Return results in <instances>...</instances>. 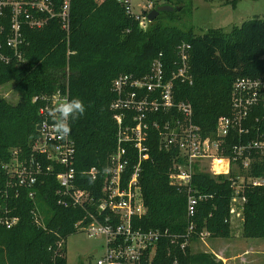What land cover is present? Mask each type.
<instances>
[{"label":"trees","instance_id":"obj_1","mask_svg":"<svg viewBox=\"0 0 264 264\" xmlns=\"http://www.w3.org/2000/svg\"><path fill=\"white\" fill-rule=\"evenodd\" d=\"M166 1L165 5L171 2ZM158 18L143 29L140 20L129 15L117 0H72L69 31L57 18L42 29L22 25L25 61L19 66L0 61V87L13 83L19 94L16 105L0 97V264H68L66 257L55 255L57 243L75 234V224L85 215L81 208L58 204L56 175L62 168L38 176L33 188L16 184L13 170L18 163L35 157L33 150L40 136V104L33 102L35 97L51 95L68 81L69 100L83 101L84 115L70 120V135L76 147L74 169L78 187L91 191L98 199L104 171L117 148L118 125L111 106L117 99L113 83L118 77H144L153 62L160 59L170 78L178 68L179 47L189 44L193 83L176 80L175 100L192 104L194 122L208 136L221 116L231 114L235 81L264 75V19L247 20L230 32L212 29L197 35L193 28L164 26ZM8 23L6 20L5 25ZM168 118L151 114L147 120L144 144L150 157L142 164L140 178L146 214L134 225L144 230L168 231L177 237L186 233L189 223L187 196L170 181L175 153L160 148L158 131L152 125L153 121ZM235 142L234 138L229 144ZM128 151L132 170L137 150L129 147ZM224 155H229L228 150ZM37 160L46 167L50 164L42 157ZM92 168L99 171L96 184L81 175ZM234 174L194 175V188L212 198L197 207L192 221L193 241L199 240L204 231L213 239L231 236L233 188L229 178ZM249 175L264 177V160L256 163ZM244 194L243 236L264 239V188H248ZM5 217L17 218L18 222L8 229L1 222ZM215 262L212 255L194 253L190 246L183 251L176 242L164 239L149 264Z\"/></svg>","mask_w":264,"mask_h":264},{"label":"built area","instance_id":"obj_2","mask_svg":"<svg viewBox=\"0 0 264 264\" xmlns=\"http://www.w3.org/2000/svg\"><path fill=\"white\" fill-rule=\"evenodd\" d=\"M117 1L125 6L129 15L140 20L143 29L147 28L150 23L147 15H134L131 0ZM71 2L72 0H0V61L6 64L16 63L17 66L25 61L23 24L31 29H42L50 20L57 18L63 29L69 31ZM145 9L148 12L154 10V7L148 5ZM6 20L9 21L7 26ZM190 49L189 44L179 47L178 68L170 78L166 75L163 61L157 59L148 75L141 78L122 75L114 81L113 90L117 99L111 109L115 112L114 119L118 125V141L104 171L98 199L91 191L78 187V174L74 169L76 147L71 135L61 138L52 128L54 120L49 115V109L58 100H69L68 81L53 94L33 99V102L40 104V136L33 150L35 157L18 163L13 170L16 184L19 187L33 188L38 182V176L55 173L56 168H62L56 175L59 183L56 192L58 204L66 208H81L85 215L75 224L76 230L91 238H102L103 254L96 260V264H149L156 254L159 242L164 239H171L181 250H186L193 236L192 221L197 207L212 198L194 188L193 177L196 173H208L212 176H229L232 172L235 173L229 178L233 188L231 219L233 214L237 217L242 215L246 189L264 188V177L249 175L254 165L264 160V75L238 78L235 81L231 94V114L221 116L214 132L207 136L194 122L192 104L175 100L176 80L193 83ZM57 93L59 97H56ZM151 114L169 116L163 121H153L152 125L158 131L160 148L175 153L173 168L169 174L170 181L187 196L189 223L186 233L177 237L171 236L168 231L144 230L134 225L136 219H141L146 214L140 178L142 164L150 157L144 139L149 129L147 120ZM234 138L236 142L229 144ZM129 147L137 150L138 159L132 170L129 168ZM227 150L229 155L226 156L224 154ZM39 157L50 164L46 167L42 161H35ZM81 175L90 177L96 184L99 171L92 168ZM93 186L96 191L95 185ZM30 197L34 198L33 192ZM1 222L11 229L18 219L5 217ZM206 237L207 232L200 234V239ZM66 243L64 238L57 243V257H66Z\"/></svg>","mask_w":264,"mask_h":264},{"label":"rangeland","instance_id":"obj_3","mask_svg":"<svg viewBox=\"0 0 264 264\" xmlns=\"http://www.w3.org/2000/svg\"><path fill=\"white\" fill-rule=\"evenodd\" d=\"M165 4H167L166 0H131L132 12L136 16L145 14L148 17L151 12L145 11L148 5H153L157 9ZM168 5L174 7L175 11L161 13L159 18L157 17L158 22L164 26L178 27L183 30L193 28L197 35H204L212 29L230 32L234 26H240L247 20L264 19V0H171ZM179 7L181 10H177ZM145 23L147 24L148 21ZM13 87V83L0 87V97L16 105L19 101V94ZM235 215L233 214L230 222L232 234L229 238L206 237L194 241L191 238L189 246L194 253H207L214 256L216 264L224 262L212 250L218 252L219 255H225L228 249L229 255L234 256L235 259L232 262L228 261L227 264H264V239L245 238L243 236V214L240 217ZM102 245V238H91L86 233L77 231L67 240L68 264H96V260L103 254Z\"/></svg>","mask_w":264,"mask_h":264},{"label":"clouds","instance_id":"obj_4","mask_svg":"<svg viewBox=\"0 0 264 264\" xmlns=\"http://www.w3.org/2000/svg\"><path fill=\"white\" fill-rule=\"evenodd\" d=\"M59 97V94H56ZM86 111L83 101L79 98L72 100H58L49 109V115L53 118V131L61 138H66L71 133L70 120L79 119ZM107 171V170H106Z\"/></svg>","mask_w":264,"mask_h":264},{"label":"water","instance_id":"obj_5","mask_svg":"<svg viewBox=\"0 0 264 264\" xmlns=\"http://www.w3.org/2000/svg\"><path fill=\"white\" fill-rule=\"evenodd\" d=\"M177 10H181V8H177ZM175 8L170 6V5H163L158 7L157 9L152 10L149 15H148V20L150 22H153L154 20H156V18L163 12L169 13V12H174ZM39 127L37 128V130L39 131Z\"/></svg>","mask_w":264,"mask_h":264},{"label":"crops","instance_id":"obj_6","mask_svg":"<svg viewBox=\"0 0 264 264\" xmlns=\"http://www.w3.org/2000/svg\"><path fill=\"white\" fill-rule=\"evenodd\" d=\"M231 244V243H230ZM228 245V244H227ZM232 245V244H231ZM231 245H228L229 247H231ZM212 252L215 254V255H217V257H219V258H221L222 260V262H224L223 264H227L228 263V261H230V262H232L235 258H234V256L232 257V256H230L229 254H230V251H229V249H228V252H226V254L225 255H219L218 254V252H216L215 250H212ZM227 256V257H226Z\"/></svg>","mask_w":264,"mask_h":264}]
</instances>
